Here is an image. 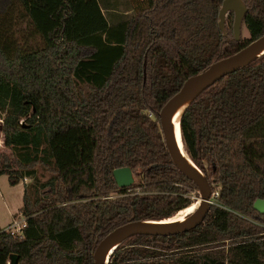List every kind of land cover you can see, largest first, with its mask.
Listing matches in <instances>:
<instances>
[{"label": "trees", "instance_id": "16d2710c", "mask_svg": "<svg viewBox=\"0 0 264 264\" xmlns=\"http://www.w3.org/2000/svg\"><path fill=\"white\" fill-rule=\"evenodd\" d=\"M19 1L44 42L24 50L0 37L2 131L13 149L0 153V175L16 184L38 164L55 175L48 189L25 186L27 225L21 235L0 226V252L17 264H95L115 227L193 203L186 194L198 189L172 163L158 113L188 76L264 33V0H243V40L233 12L219 28L222 0H133L134 17L115 24L99 0ZM12 2L0 0V14ZM180 128L215 202L198 225L169 234L174 242L126 238L110 264H264V213L253 206L264 199V53L199 92ZM121 166L139 181L120 187Z\"/></svg>", "mask_w": 264, "mask_h": 264}, {"label": "water", "instance_id": "95a60500", "mask_svg": "<svg viewBox=\"0 0 264 264\" xmlns=\"http://www.w3.org/2000/svg\"><path fill=\"white\" fill-rule=\"evenodd\" d=\"M247 10V5L243 0H222L218 11V26L220 29L225 27V18L227 13L233 12L232 32L235 40L241 37L243 16ZM264 53V33L242 46L232 54L222 57L211 63L208 67L200 72L188 76L182 83L179 90L174 93L160 108L158 113L159 125L163 137V141L172 163L178 170L191 179L197 189L201 193L199 205L188 214V218L181 224H164V223H141L147 220L158 219H142L128 221L121 224L107 233L97 244L93 252L95 264H110V258L115 248L126 238L135 234H160L169 235L178 233L198 225L205 217L209 210L210 197L213 194L212 185L208 178L200 170L189 156L186 149H180L175 142L171 118L174 111L182 103L185 96L190 99L184 104L179 117V131L181 137V116L187 105L195 98V96L203 89L220 79L225 74L234 71L249 61L259 57ZM181 142L182 137H181ZM184 145V144H183ZM185 151V152H184ZM189 162H188V159ZM189 163L193 164L190 165ZM114 177L120 187L130 186L135 183V173L131 166H121L114 169ZM254 208L264 213V199L256 198L253 202ZM105 248H110L109 261L103 259L102 252ZM18 255L10 253V264H17Z\"/></svg>", "mask_w": 264, "mask_h": 264}, {"label": "rangeland", "instance_id": "374dc122", "mask_svg": "<svg viewBox=\"0 0 264 264\" xmlns=\"http://www.w3.org/2000/svg\"><path fill=\"white\" fill-rule=\"evenodd\" d=\"M101 7L111 24L118 23L120 21H129L136 14L135 8L133 7V0H99ZM232 12V11H231ZM230 13V12H229ZM225 18V23L228 24V15ZM249 31L243 23L240 40L249 38ZM0 37L6 39L9 42L19 43L24 50H30L39 45L43 44L44 40L41 34L36 30L31 18L27 14L26 10L22 7L19 0H13L7 12L0 14ZM3 116L0 112V153H13V149L8 147L4 143V132L2 131ZM15 173H20L19 166L15 164L12 168ZM135 173V172H134ZM54 173L45 169L44 166L38 164L35 169L34 175L20 176L19 182L24 187L27 184L35 183H46L45 188H50L51 183L54 181ZM140 175L135 173V182L139 181ZM42 188V187H41ZM193 203L199 199L200 193L191 191L187 193ZM214 196L210 197L212 202ZM23 205V195L20 191V186H12L9 181L8 174H2L0 176V223L6 224L12 222L15 219L25 216L22 212L21 207ZM19 212L13 217V212ZM9 225V224H8ZM7 225V226H8ZM7 226L5 229H7ZM155 235V234H153ZM160 235V234H156ZM166 238H155L160 239L164 242H174L176 238L164 235ZM10 255V254H9ZM0 264H10V258L8 254L0 252Z\"/></svg>", "mask_w": 264, "mask_h": 264}, {"label": "bare ground", "instance_id": "6f19581e", "mask_svg": "<svg viewBox=\"0 0 264 264\" xmlns=\"http://www.w3.org/2000/svg\"><path fill=\"white\" fill-rule=\"evenodd\" d=\"M189 99H190V96H185L183 98L182 103L174 111L172 118H171V123H172V128H173L174 139H175L176 145L180 149H184V150H185V146L181 142L180 131H179V117H180V113H181V110H182L184 104ZM188 162H189V159H188ZM189 164L193 165L191 163H189ZM200 200H201V193H200L199 199L195 200L196 202L192 203L187 208L180 210L174 216H172L168 219H164V220H147V221L141 222V223H164V224H181V223H184L188 218V214L191 213L199 205ZM110 251H111L110 248H105L103 250L102 255H103V259L105 261H109Z\"/></svg>", "mask_w": 264, "mask_h": 264}, {"label": "built area", "instance_id": "2783aa9c", "mask_svg": "<svg viewBox=\"0 0 264 264\" xmlns=\"http://www.w3.org/2000/svg\"><path fill=\"white\" fill-rule=\"evenodd\" d=\"M136 191L138 192L139 188H137ZM130 192H133L132 189H130ZM217 194H218L217 190H214L212 195L216 196ZM116 196L117 194L112 193V194L103 196V198H111V197H116ZM26 225H27V218L23 216V217H20L10 222L6 230L11 232L14 235H21Z\"/></svg>", "mask_w": 264, "mask_h": 264}, {"label": "crops", "instance_id": "0c3cea01", "mask_svg": "<svg viewBox=\"0 0 264 264\" xmlns=\"http://www.w3.org/2000/svg\"><path fill=\"white\" fill-rule=\"evenodd\" d=\"M1 176V175H0ZM12 186H17V185H19L20 186V191H21V194L22 195H24V189H25V187H24V185L22 184L21 185V182H18V183H16V184H11ZM23 206V205H22ZM22 208V207H21ZM21 210V209H20ZM20 212V211H19ZM19 212H13L12 214H13V217H15V215L17 214V213H19ZM11 222V221H10ZM10 222H8V223H6V224H1L0 223V226L1 227H3V228H5ZM2 253V252H1ZM8 257L10 258V255H8Z\"/></svg>", "mask_w": 264, "mask_h": 264}]
</instances>
